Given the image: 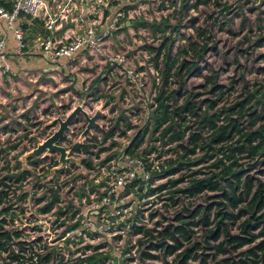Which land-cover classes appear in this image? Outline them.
Returning a JSON list of instances; mask_svg holds the SVG:
<instances>
[{
	"label": "rangeland",
	"instance_id": "rangeland-1",
	"mask_svg": "<svg viewBox=\"0 0 264 264\" xmlns=\"http://www.w3.org/2000/svg\"><path fill=\"white\" fill-rule=\"evenodd\" d=\"M135 1L140 8L137 10L138 6H135L132 9L136 12L130 14L129 29L116 32L117 36L113 37L107 48L108 55H123L127 67L145 71L144 78L138 76L140 83H146L141 90L130 86L115 67L102 62V59H88L87 63L80 59L73 63L50 64L31 52L15 62L11 83L2 86L0 93L5 105L3 112H0V123L7 120L10 114L9 126L6 123L0 126L2 132H9L0 134V229L21 233L19 239H12L11 246L17 241L29 243L41 237L49 249L61 247L64 254L75 253L77 248L64 245L62 240V237H66L65 231L75 224L72 220L74 214H78V222L83 216L99 217L110 213V207L102 205L103 180L107 176L100 172L98 165L113 158L112 155L122 153L128 141L136 135L141 137L134 156H139L141 151L157 150L156 141L162 137L164 128L156 127V122L161 121V113L159 103L155 107V99L163 88L164 98L177 95L169 99L172 112L185 102L195 106L196 115L181 114L179 124V129L189 128L187 137L192 133L200 137L195 153L188 154L183 161L194 164L175 175L156 177L153 185L158 190L153 193V198L148 199L144 189L140 193L135 190L124 194L122 191L113 199L112 205L127 204L131 207L124 213V219L141 210H150L144 230L157 231V234L153 233L149 239L157 238L169 227L187 223L184 227L190 233L188 241L180 239V249L174 255L164 257L162 253L148 251L150 240L145 241L144 236H132L131 240L126 238L122 244L106 235L94 240L84 241L81 238L76 243L80 248L79 254L69 259L82 258L88 250L84 251V247L91 246V252H87L86 256L103 258L104 264H178L176 254L198 245L193 254L197 260L190 259L187 264H225L223 260H229L227 264H239L246 258L242 253H246L253 244L238 250L224 245L225 253L209 248L219 245L224 239L214 241L211 237L207 238L209 231L216 230L218 214L224 210L221 206L225 205L222 190L189 197L182 193L173 194L188 186V178L175 187L168 185V181L196 171L220 173L222 167L220 170L208 167L223 159L222 153L207 151V148L201 150L207 145L211 134L208 128L201 129L199 125L205 114L218 116L217 127L227 125L231 119L244 133L264 124V0ZM50 2V13L54 16L59 0ZM73 17L71 14L61 21L63 29H72L70 23ZM34 37L35 30L32 29L29 38ZM157 55H160L159 61L156 60ZM164 72L168 75L166 79ZM239 103L244 106L241 115L238 112ZM109 105L110 115L101 124V133L106 126L110 129L118 127L113 123L115 118L112 122L114 112L130 119L122 121L121 129L115 130L120 136L124 135L123 138L111 140L110 145L114 144L117 148L103 155L100 161L93 162L91 158L73 152L78 146L77 141L83 139L86 123L82 115L77 116L76 126H72V132L65 136V144H60L65 151H69L66 157L71 162L61 165L59 154L48 152L28 161L32 151L58 129L56 120H64L76 107H81L91 117ZM232 108L231 112H224ZM131 110L132 113L127 115L126 112ZM256 117V123L251 126ZM169 123L177 125L178 121L171 118ZM143 128L146 131L139 133ZM187 137L172 147L173 151H178L176 157L172 154L164 165L166 163L168 166L181 158L184 150L177 148L180 143L186 150L193 149ZM231 137L227 145L234 146L239 135L233 132ZM210 147L214 150L222 147V144H211ZM206 152L215 155L203 164L196 163ZM233 157L238 161L224 159V163L229 165L236 162L233 170H244L243 175L254 181L264 180V161L256 162L260 160L254 161L245 153H235ZM82 161L90 162L91 166H85ZM25 171L28 174L16 180ZM148 185L145 184V189H148ZM53 194L58 197L54 208L47 214L40 213V209L52 201ZM126 196L128 198L123 199ZM84 197L87 198L86 204H80ZM196 211L200 213L192 217ZM204 212L209 219L201 222ZM226 212H231L229 206ZM150 215L153 216L149 220ZM243 220L226 223L230 235L240 233ZM93 221L97 220L94 218ZM128 240L133 246L129 251ZM105 242L107 248L103 249ZM163 242L168 246L175 245L169 238L163 239ZM39 245L42 243L34 247L38 249ZM142 253L158 260L143 259ZM6 255L0 254V263Z\"/></svg>",
	"mask_w": 264,
	"mask_h": 264
},
{
	"label": "built area",
	"instance_id": "built-area-1",
	"mask_svg": "<svg viewBox=\"0 0 264 264\" xmlns=\"http://www.w3.org/2000/svg\"><path fill=\"white\" fill-rule=\"evenodd\" d=\"M64 1L59 0L57 10L54 16H51V2L49 3V0H0V93L2 86L6 83H11V78L14 76L15 62L21 61V58L31 52L41 60L50 64H59L61 62L73 63L78 59H81L83 63H87L88 59H102V62H108L113 68L115 67L114 69L116 71L118 70L119 74L126 79V82L130 86L135 87L137 90L144 88L146 83H140L138 79L139 77H145V71L139 68L131 69L127 67V62L123 55L119 53H111V55H108L110 53L107 48L110 46L113 37L117 36L115 34L116 32L129 29L130 14L131 12H136L132 9L138 6L136 5L137 1L66 0V3ZM136 8L139 10L140 7L138 6ZM71 14L74 15L70 23L72 29H63L61 21L68 18ZM32 29L35 30V37L33 39L29 38ZM159 59L160 55H157L156 60L159 61ZM153 68L155 69V67ZM164 76L166 79L168 76L167 73L164 72ZM162 89L160 90L161 93L159 92V95L155 99V107L159 103V96L164 94ZM176 96L169 97L165 102H168L167 104L169 105V99L176 98ZM2 100L0 97V112H3L2 110L5 109ZM109 109L110 105L103 107L95 125L83 135L81 142L77 141V145L80 148L79 150L74 148V153L76 152L82 154L81 156L89 157L94 162L100 161L103 155L109 154L117 148L114 144L112 146L110 145L111 140L115 141L116 137L123 138L124 135L120 136L118 133H115V130H118V128L121 129L122 121H128L130 118L118 115L117 112L112 113V122L113 118H115L113 123L115 125L117 124L118 127L110 129L106 126L104 127V132L101 133L103 129L101 124L110 115L108 113ZM141 109L143 108L141 107ZM132 110L127 111L126 114L130 115ZM2 114L4 116V113ZM9 116L10 114L7 120L0 123V126L4 123L7 124V127L9 126ZM85 123L83 132L87 126L86 121ZM71 128L72 126L65 133L63 139L68 133L72 132ZM126 128L129 129L128 126ZM126 131L130 132L131 130ZM144 131L146 130L143 128L139 133ZM1 133L9 134V132H2L0 129ZM140 137L137 135L134 136L132 140L130 139L128 141L129 143L126 147L123 148L122 153L112 155L113 158L104 160L98 165L100 172L107 176L103 180L104 185L102 190L104 193L102 205L110 207V213L108 215L102 214L99 217L83 216L78 222H76L78 214H74L72 220L75 224L68 228V231L65 233L67 238L62 237V240L66 246H75L77 248L76 252L64 254L61 247L54 248L57 251L62 250L61 254L65 260L74 261L69 259V257L72 258L76 254H79L80 248H78L76 243H79L81 238L84 241L86 239L94 240L102 238V235H106L107 237L112 236L114 241H119L122 244L126 242V238L131 240L132 236L138 238L144 236V232L146 231L144 228L148 224L147 212H150V210H141L132 217L124 219V213L127 210H131V207L127 204H123L122 206L112 205L113 199L117 198V195L122 191L126 194L132 183L136 181L149 184V190L156 192L158 189L153 185L154 179L159 177L157 175L167 166L166 163L169 162L168 159L171 158L172 154L176 157L178 151H173L172 147L176 146V142L172 141L167 134L166 136L159 137L156 141V145L158 146L157 150L154 149L148 152L141 151L139 156H134V150L137 147ZM61 143L65 144V141H61ZM67 153L69 151H66V155ZM82 162L87 167L91 166L90 162ZM164 162H166L165 165ZM146 187L144 186L143 188L146 190L145 196L148 199L153 198L155 196L154 194L147 195L148 191L145 189ZM125 198H128V196L123 197V199ZM86 202L87 198L84 197L80 201V204H86ZM90 202H92V199ZM100 207L102 208V206ZM152 216L150 215L149 220ZM94 218L97 221H93ZM137 228L141 229L140 234H134ZM150 232L157 234V231ZM129 240L128 251L133 248ZM86 247L89 248L86 251L84 250L85 255L82 258L86 257L87 252H91L90 248L92 247ZM103 247V249L107 248L106 242L103 244ZM99 250H94V252ZM148 251L163 254V249L160 247L156 250L148 249Z\"/></svg>",
	"mask_w": 264,
	"mask_h": 264
},
{
	"label": "trees",
	"instance_id": "trees-1",
	"mask_svg": "<svg viewBox=\"0 0 264 264\" xmlns=\"http://www.w3.org/2000/svg\"><path fill=\"white\" fill-rule=\"evenodd\" d=\"M164 94H161L158 98L159 108L158 110L161 113V121L156 122L157 128H164L162 132V136L169 135V138L178 143L182 142L184 138H186V132L189 129L185 127L181 128L179 125L182 121L180 117L181 114H190L191 116L195 114V106L192 103L185 102L183 105L174 108V111H171V108L165 102L169 97H163ZM174 95V94H173ZM254 95V94H253ZM253 95H250L253 97ZM258 100L256 101V104ZM239 115H241L244 106L240 103L238 104ZM232 109H227L224 112H231ZM223 113V111H222ZM251 116V115H250ZM171 118H175L176 122L170 124L169 121ZM218 116L216 114L212 116H208L205 114L199 122L200 128H208L211 131V134L208 139L207 145L203 149H208L207 151L222 153L223 159H219L214 162L210 167L213 169H218L221 171L220 173H205L203 171H196L191 173L188 176L182 175L179 179L168 181V185L175 187L180 183L185 182L188 178V186L185 189L177 190L173 194L182 193L189 197H193L203 192H216L218 190H222L221 197L223 199L224 210L218 214V222L216 224V230L209 231V235L207 238L211 237L214 241H217L219 238L222 239V242L219 245L209 247L211 249H215L219 253H225L226 250L222 247L224 245L229 246L232 249L238 250L245 246L252 247L246 251V253H242V255H246V258L243 261H240L239 264H264V180H256L254 181L249 176H244V170H233L232 167L236 164V162H232L229 165H226L224 159L227 160H235L234 154L238 155L245 153L252 160H260L256 161L262 163L264 161V124L258 126L252 131L245 132L237 127L234 124V121L229 119L227 125H221L220 127L216 126ZM179 119V120H178ZM257 117L252 120L250 123L251 126H254L256 123ZM157 121V120H156ZM238 134L239 138L236 141L234 146L227 145L228 142L231 141V134ZM187 140L190 144L193 145V149L186 150L184 145L181 143L177 146L178 149L184 150L183 155L177 162H171L168 166L162 169V171L157 175L159 177H167L171 175H175L181 172L183 169H189L192 164L189 162H183L188 154H194L196 149L198 148V142L200 137L198 134L192 133L187 137ZM64 139L62 140V142ZM211 144H222V147L218 149H212ZM80 146H76L75 149L79 150ZM215 154L209 155L207 152L204 154L202 159L198 162L203 164L207 159L213 158ZM30 162V159L28 160ZM238 161V160H235ZM32 164H35L34 161H31ZM27 173V171L23 172L20 177H16V180H20ZM222 186H221V185ZM145 183L142 181H136L132 183L129 188V192L137 193L142 192ZM161 189V188H160ZM147 195H153L155 191L147 189ZM52 192V191H51ZM172 199V198H171ZM1 202V201H0ZM58 202V197L53 194L52 201L47 205L40 209V213L47 214L53 208L54 204ZM230 207L231 212L227 213V207ZM226 208V209H225ZM200 211H196L192 214V217L198 215ZM177 220L180 217H176ZM208 216L204 212L201 217V222H205ZM209 219V218H208ZM241 219H244L240 223V233L237 235H230L228 232V228L226 223L232 222L235 223ZM192 226L196 225V223H190ZM209 223L207 222L206 225ZM184 223L181 226L169 227L162 234H159L158 237H149L152 235L150 231L144 232L145 241L150 240L149 249H158L159 247L163 249V256H172L175 252H177L180 247V239L184 241H188L189 232L186 231ZM68 231V230H67ZM65 231V233L67 232ZM141 229H136L134 234H140ZM21 233L18 231L9 232V231H1L0 229V254L6 253V257L2 259L0 264H103V258H98L96 256L79 258L74 261L65 260L64 256L61 254L62 250L57 251L56 249H49L43 244V240L41 237H38L36 241L29 242L27 241H17L16 243H12V239H19ZM169 238L171 241L175 243L174 246H168L163 242V239ZM155 239L158 241L156 242ZM155 241V242H153ZM142 241H140L141 243ZM38 249L34 247V245L40 244ZM16 246L14 249L13 247ZM12 248V250H8ZM86 247L84 250L88 249ZM198 249V245H194L189 249L183 250V252L176 254L175 258L178 261V264H187V261L197 260L196 256L193 255L194 252ZM85 255V254H84ZM193 255V258L191 256ZM143 259L147 260H158L157 257H151L150 255H146V253H142ZM229 260H223L222 263L227 264ZM167 264V263H166ZM234 264V263H232Z\"/></svg>",
	"mask_w": 264,
	"mask_h": 264
},
{
	"label": "water",
	"instance_id": "water-1",
	"mask_svg": "<svg viewBox=\"0 0 264 264\" xmlns=\"http://www.w3.org/2000/svg\"><path fill=\"white\" fill-rule=\"evenodd\" d=\"M78 115H82L85 121L87 122L86 129L82 134L83 136L88 130H90L95 125V122L99 119L100 113L97 112L92 117H89L81 107H76L64 120H56V123L58 124V129L48 139L38 145L28 156V158L30 159L39 156L44 152H48L50 154L58 153L59 163L61 165H65L67 162H71V159H68L66 157V151L63 147L60 146V144L65 133L69 130L71 126L76 123Z\"/></svg>",
	"mask_w": 264,
	"mask_h": 264
},
{
	"label": "crops",
	"instance_id": "crops-1",
	"mask_svg": "<svg viewBox=\"0 0 264 264\" xmlns=\"http://www.w3.org/2000/svg\"><path fill=\"white\" fill-rule=\"evenodd\" d=\"M78 60H80V59H78ZM78 60H77V61H78ZM75 61H76V60H75ZM75 61H74V62H75Z\"/></svg>",
	"mask_w": 264,
	"mask_h": 264
},
{
	"label": "flooded vegetation",
	"instance_id": "flooded-vegetation-1",
	"mask_svg": "<svg viewBox=\"0 0 264 264\" xmlns=\"http://www.w3.org/2000/svg\"><path fill=\"white\" fill-rule=\"evenodd\" d=\"M53 127V126H52Z\"/></svg>",
	"mask_w": 264,
	"mask_h": 264
}]
</instances>
